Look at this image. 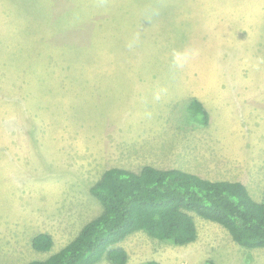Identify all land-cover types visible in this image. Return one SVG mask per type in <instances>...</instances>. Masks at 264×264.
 Here are the masks:
<instances>
[{
	"label": "rangeland",
	"instance_id": "374dc122",
	"mask_svg": "<svg viewBox=\"0 0 264 264\" xmlns=\"http://www.w3.org/2000/svg\"><path fill=\"white\" fill-rule=\"evenodd\" d=\"M197 97L208 124L190 108ZM261 98L264 0H0V217L23 210L0 229V263L70 243L102 213L90 190L115 167L237 181L262 202ZM192 215L194 243L137 231L120 244L128 264H264V248ZM41 233L50 251L33 247Z\"/></svg>",
	"mask_w": 264,
	"mask_h": 264
},
{
	"label": "trees",
	"instance_id": "16d2710c",
	"mask_svg": "<svg viewBox=\"0 0 264 264\" xmlns=\"http://www.w3.org/2000/svg\"><path fill=\"white\" fill-rule=\"evenodd\" d=\"M190 108L208 124L210 116L200 100L193 99ZM90 191L102 213L48 259L26 264H97L104 257L111 264H128L129 253L120 244L137 231L178 246L194 243L198 229L192 213L223 226L243 247L264 248V200L254 201L241 182L211 181L180 169L145 166L137 173L115 167ZM32 245L50 251L54 239L41 233Z\"/></svg>",
	"mask_w": 264,
	"mask_h": 264
},
{
	"label": "crops",
	"instance_id": "0c3cea01",
	"mask_svg": "<svg viewBox=\"0 0 264 264\" xmlns=\"http://www.w3.org/2000/svg\"><path fill=\"white\" fill-rule=\"evenodd\" d=\"M209 94L214 95V93H209ZM223 95H228V94H227V92H224V93L220 94L219 98H223ZM202 97L207 98L206 101L209 100L210 98H213L211 96H202ZM241 97H243L242 94L240 92H237V94H236L237 104H238V102H239V104L246 103V101H243V99H241ZM197 99L200 100L203 104H205L200 99V97H197ZM254 100H257L256 102L262 101L261 102V104H262L264 101V98L254 99ZM241 107H242V105H241ZM241 111H245V107H242L241 110H239L237 112L240 113ZM6 129H10V128L6 127ZM7 131H11V130H7ZM111 149H112V147L109 146L108 151H110ZM148 149H150V148H148ZM107 155H108V153H107ZM0 205L5 209L4 200L0 201ZM22 214H23V210L21 209V206L18 207L17 204H14L13 208H7V212L2 217H0V229L14 228L16 226V224H19L21 222V220L23 219L21 217ZM25 219H27V217H25Z\"/></svg>",
	"mask_w": 264,
	"mask_h": 264
}]
</instances>
